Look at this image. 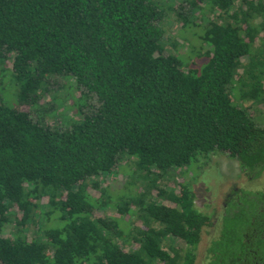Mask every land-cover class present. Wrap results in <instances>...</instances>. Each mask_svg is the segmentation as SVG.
<instances>
[{"label": "trees", "instance_id": "obj_1", "mask_svg": "<svg viewBox=\"0 0 264 264\" xmlns=\"http://www.w3.org/2000/svg\"><path fill=\"white\" fill-rule=\"evenodd\" d=\"M170 17L201 27L190 63L165 53ZM55 75L97 105L65 125L36 115ZM239 85L241 102L264 101V0H0V264H194L212 224L195 206L198 167L226 152L247 176L264 170V120ZM129 157L146 192L94 195ZM182 169L176 192L165 177ZM243 191L208 264H264V189ZM111 206L133 224L95 214Z\"/></svg>", "mask_w": 264, "mask_h": 264}, {"label": "rangeland", "instance_id": "obj_2", "mask_svg": "<svg viewBox=\"0 0 264 264\" xmlns=\"http://www.w3.org/2000/svg\"><path fill=\"white\" fill-rule=\"evenodd\" d=\"M168 4H170V2L167 1L164 5L166 10L169 8ZM169 13H172V11H169ZM167 20V22L164 21L166 34L168 29L170 33L163 39L164 45L167 43L165 53L177 55L184 61L185 64H187V62L190 63L194 58L192 56L190 57V54L194 51L200 52V39L199 36L194 33V30H201V27L189 24L183 28L181 27L180 20L177 19V21H175L174 17H170ZM181 28L182 32L179 31ZM173 40H177L176 42L178 43L177 47L179 45V53H176V48H172L171 44H173ZM194 46L199 47L198 50H196ZM207 49L208 46L204 44L202 48L203 54L207 51ZM247 60L248 59L246 58L242 59L244 63L248 62ZM47 81V89L49 90H47L44 97L39 100L42 108L41 110L35 109L32 111L36 115L41 111H49L47 114L50 113L49 115L51 117L48 118L50 123L59 122L60 125H65V123L68 124L71 120L80 118L81 115L78 112L79 108H82L84 113L89 112L98 103L95 95L91 94L89 96H81V92L76 89L74 82L65 76H50L47 78ZM240 85L237 91V97L239 104H242L243 100L241 102V95L243 90L241 88L242 85ZM243 105L250 108L249 112L251 115L264 120V115L261 116V114L264 113V101L260 100L259 102H251V100H244ZM24 108L31 109L28 105L24 106ZM52 110H54V112ZM53 116L54 119H52ZM136 164L137 163L134 158H125L121 161L115 173L106 177L102 176L101 178L95 180L91 187V191L94 195L98 196L102 192L101 189H104V194L110 196L114 203L117 201L119 196L124 194H126V196H131L135 194L137 190L138 192H146L147 189L144 185V187H141V185H137L138 183L134 184L135 181H137V175L140 174ZM197 170L198 174L193 179L194 187L196 189L195 206L200 211L211 214V222L213 223L208 226L202 234V240L198 249V257L194 264H206L208 263L206 248L210 240L209 236L214 235L216 232L215 228L217 224H215V222L216 220L218 221V218L222 215L223 206L226 201L230 199L229 197L236 196L240 188L245 189L246 187H249L250 180L243 172L239 160L230 156L226 152H218L211 155V159L198 167ZM139 171H141L140 177H142L145 171L143 169H139ZM175 171L177 172L174 176V183L171 180V177H169L171 173H168L165 178L168 177L166 180L169 181L166 182L167 187L170 189L173 188L176 192H178L181 187V183L184 182L185 179L188 180V176H191L192 172L188 173L184 170H174V172ZM262 177H264V170ZM146 178L147 177L144 176L142 181L144 180V182H146ZM255 180L258 181V179ZM149 191H151V189ZM45 201L46 199H44V202ZM116 209L111 206L107 208V210L105 209V211H96L95 214L99 216L106 212L109 216L117 217L121 226L124 228H127L131 222L133 224L135 221L134 217L118 214ZM46 210L47 208L45 207L43 211ZM17 214H19V212H17ZM35 218L36 220L39 219L38 216ZM45 218L46 215L43 213L40 219L43 224L48 223L49 225H53L58 222L56 214L49 218ZM56 225H59V223ZM208 233H210V235Z\"/></svg>", "mask_w": 264, "mask_h": 264}, {"label": "flooded vegetation", "instance_id": "obj_3", "mask_svg": "<svg viewBox=\"0 0 264 264\" xmlns=\"http://www.w3.org/2000/svg\"><path fill=\"white\" fill-rule=\"evenodd\" d=\"M244 172V171H243ZM263 173V172H262ZM262 173H261V175L260 176H258L257 178H252L251 176H248V179L250 180V186L249 187H246L245 189L244 188H240L239 189V195H238V201L241 203V201H240V196H242V191L243 190H245V191H252V192H256V191H258L259 189H264V177H262ZM255 179H258V181L257 180H255ZM257 184V185H256ZM225 205H226V203H225ZM225 205L223 206V211H224V208H225ZM221 217H222V215L218 218V224H220L221 223ZM255 217L256 216H253L252 218H253V220L255 219ZM213 223V222H212ZM215 224H217V220H216V222H215ZM216 233L217 234H219V232L218 231H216L215 233H214V235H210V233H208L210 236H209V239H213V238H215L217 235H216ZM206 264H208V263H206Z\"/></svg>", "mask_w": 264, "mask_h": 264}]
</instances>
